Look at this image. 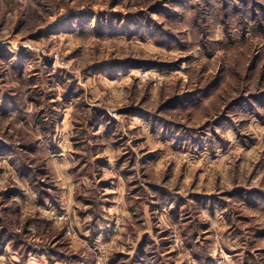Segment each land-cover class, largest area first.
Wrapping results in <instances>:
<instances>
[{
	"label": "rangeland",
	"instance_id": "rangeland-1",
	"mask_svg": "<svg viewBox=\"0 0 264 264\" xmlns=\"http://www.w3.org/2000/svg\"><path fill=\"white\" fill-rule=\"evenodd\" d=\"M0 88V264H264V0H0Z\"/></svg>",
	"mask_w": 264,
	"mask_h": 264
},
{
	"label": "crops",
	"instance_id": "crops-1",
	"mask_svg": "<svg viewBox=\"0 0 264 264\" xmlns=\"http://www.w3.org/2000/svg\"><path fill=\"white\" fill-rule=\"evenodd\" d=\"M0 91H1V88H0ZM0 95L2 96L1 93H0ZM3 96H4V100H3L4 105L0 106V119H5L7 117L13 119L15 117V115L13 114V112H14L13 107H12L13 104L10 102L12 99H9V98H11V96H9V95H3ZM36 138H39V137H36ZM42 138H44V135H43ZM13 152L14 151L6 153V151L0 149V162H3L4 164H6V163L10 164V163L14 162V164L12 166H14V170L18 172L19 171L18 168H21L22 165H21V163L19 162L18 159H14V158L17 157V154L13 153ZM60 154H61L60 156L62 157L63 153H60ZM68 167H69V165L59 164L58 163V167H57V171H56V172H58L57 176H58L59 185H60V187L63 190H65L64 191V197H65V195H67V193L70 194V197L73 196V189L72 188L74 187L76 189V186L74 184L75 181L73 182L72 175H67L66 174L64 177L61 176V172L68 173V171H67ZM25 168H27V167H25ZM26 170L28 171L29 169H26ZM84 184L86 185V183H84ZM64 208L66 209V207H64ZM166 246H170V245H166Z\"/></svg>",
	"mask_w": 264,
	"mask_h": 264
},
{
	"label": "built area",
	"instance_id": "built-area-1",
	"mask_svg": "<svg viewBox=\"0 0 264 264\" xmlns=\"http://www.w3.org/2000/svg\"><path fill=\"white\" fill-rule=\"evenodd\" d=\"M15 145V143H12L10 141H8L7 139H4L0 136V148H4V149H8V148H11ZM54 219L56 221H64L66 219V216L65 215H61L59 214L58 216L55 214L54 215ZM97 264H110L106 261H100L98 262Z\"/></svg>",
	"mask_w": 264,
	"mask_h": 264
},
{
	"label": "trees",
	"instance_id": "trees-1",
	"mask_svg": "<svg viewBox=\"0 0 264 264\" xmlns=\"http://www.w3.org/2000/svg\"><path fill=\"white\" fill-rule=\"evenodd\" d=\"M44 194H48V193H44Z\"/></svg>",
	"mask_w": 264,
	"mask_h": 264
}]
</instances>
